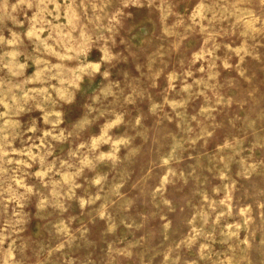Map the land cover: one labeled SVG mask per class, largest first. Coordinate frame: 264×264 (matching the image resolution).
Wrapping results in <instances>:
<instances>
[{
  "label": "rangeland",
  "instance_id": "obj_1",
  "mask_svg": "<svg viewBox=\"0 0 264 264\" xmlns=\"http://www.w3.org/2000/svg\"><path fill=\"white\" fill-rule=\"evenodd\" d=\"M0 264H264V0H0Z\"/></svg>",
  "mask_w": 264,
  "mask_h": 264
}]
</instances>
